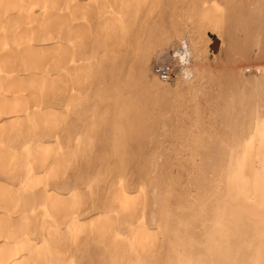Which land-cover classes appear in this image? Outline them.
I'll return each mask as SVG.
<instances>
[{
  "label": "bare ground",
  "instance_id": "obj_1",
  "mask_svg": "<svg viewBox=\"0 0 264 264\" xmlns=\"http://www.w3.org/2000/svg\"><path fill=\"white\" fill-rule=\"evenodd\" d=\"M98 1L0 0V16L3 18L7 15L0 25V33L3 34L0 35V67L8 66L9 71L23 74L20 80L15 81L18 82L15 85H11L12 82L0 84V112L14 116L13 119H6V124L2 121L5 125L0 124V135H8L14 130L24 133L17 148H12L11 151L7 149V152L0 146V152L4 151L0 153V209L3 211L0 212V264H84L76 260L77 253L67 263V255L72 251L69 247L76 244L88 246L91 241L100 243L105 238L103 243L108 245L109 260L104 264H264V0H257L253 4L259 13L256 46L262 61L260 75L253 81L254 84L251 83L252 92L240 96L242 105L237 107V97L233 95L228 107V114L242 110L245 106L248 108L249 118L245 125L250 129L249 137L245 136L242 129L238 136L232 137L227 143V153L217 159L214 170L208 173L213 178L209 180L208 175L203 174V195L188 206L178 201L175 210L169 209L166 200L162 198L163 181L155 176L156 154L151 155L147 168L145 152H133L134 145L128 143L126 138L122 139L128 137L131 142L140 144V139L135 136L145 133L142 125L144 118L138 106L125 102L123 91L128 92L130 88L124 82L120 85L118 78L113 80L111 87L113 100L117 114L126 117L128 122L122 138L117 141L115 153L121 166L117 167L116 177L109 183L110 192L113 191L105 199L102 198L107 190L105 188L99 190L97 196H93L96 193L94 185L97 183V178L93 179L94 177L81 178L75 182L68 179L62 184L51 183L63 178L60 169L69 166L72 155L71 150H67L56 156L58 153H54V146L51 147L50 143V134L59 130V125L64 123L68 112L72 110L83 121L81 126L84 136L91 139L101 129L98 121H94L96 118L89 120L91 116H102L103 111L100 110L103 109L97 107L100 103L96 104L97 108L94 110L87 104L90 101L87 92H61L63 88L57 82L63 76L66 83L68 80L71 83L74 79L78 81L76 88L85 87L84 79L89 76L85 74L86 68L82 65L72 66L74 59H78L76 46H81V42L73 40L78 34V37L82 35L89 39L86 30L88 23L94 21L97 24L96 19L91 16H94ZM106 1L103 3L105 7L111 3V0ZM143 1L112 0V10L106 12V17L99 22L100 47L108 43L116 44L122 39L121 32L127 29V26H123L125 19L130 21L134 7H141ZM222 1L218 4L217 0H213L208 9L204 7L199 12V22L217 26L222 22V11L226 10V6H237L242 2L228 0L227 5L223 6ZM145 2L148 6L158 0ZM105 7L103 8L106 10L108 7ZM37 8L40 9L38 12L35 11ZM25 22L32 25L31 29ZM82 37L80 36L81 39ZM198 38V32H195L192 51L185 47L183 51L173 54L175 60L165 61L174 65L175 73L179 70L182 75V79L178 81V90L190 95L196 104L207 86L204 84V74L208 67L201 38ZM169 40L170 38H162L141 58V65L145 69L150 67L155 50L163 47ZM246 57L247 54L242 56L247 60ZM83 66L88 70V66ZM53 69L58 75H65L58 78L55 76V79L53 77V81L43 87L46 72ZM153 74L158 77L156 71ZM60 80L62 84V79ZM158 80V85L164 86L174 81ZM63 93L67 97L64 108L69 109L61 111V103L56 104L53 100ZM97 123L100 129L96 128ZM105 123L102 125L107 127L110 122ZM69 130L65 132L69 134ZM29 131L33 135H28ZM36 137L39 145L31 147L29 143ZM82 144L87 145L84 140L79 139L76 149ZM76 149L73 147V152ZM128 157L137 163L143 157L142 170L136 172L142 178L150 179L148 196L146 187L140 188V193L137 194L136 189L128 184L130 181L125 165ZM207 158L211 162L210 156ZM23 165L25 169H22ZM38 166L42 171L33 172ZM83 180L86 183H82ZM209 182H213L214 186H210ZM211 187L215 190L209 197L205 196ZM140 204L144 206V211L137 209ZM88 210L95 215L83 218ZM6 213L19 217L12 219L5 216ZM125 225L128 226L127 234L124 235L128 238L127 242L119 241L120 235L112 237L117 227ZM155 226L164 231L167 242L165 256H161L157 249L160 241L157 242L158 236L154 233L156 230H151ZM89 261L87 264H97L93 258Z\"/></svg>",
  "mask_w": 264,
  "mask_h": 264
},
{
  "label": "rangeland",
  "instance_id": "obj_2",
  "mask_svg": "<svg viewBox=\"0 0 264 264\" xmlns=\"http://www.w3.org/2000/svg\"><path fill=\"white\" fill-rule=\"evenodd\" d=\"M145 1H143L144 4L141 7L139 6L140 8L134 7L130 21H128V18L125 19L126 23L123 26H127V29L121 32L122 39L118 40L119 42L116 44L108 43L100 47L102 44L99 41V38H101L99 26L106 17L105 13L112 10V0V4L110 3L107 6L108 8L103 6V3L107 2L106 0H99L96 4L95 12L98 16L94 12V16L91 17L96 19L95 23L97 24H94V21L88 23V29L86 30L88 34L86 35H88L89 39L84 35L85 38L80 35L81 39L80 36L78 37L79 34L74 38L73 41L81 42V46H76L78 59H74L72 66L81 67L82 65L83 68H86L85 72L87 71L84 73L86 76L89 74V76L84 79V88H76L75 85L78 84V81L74 79L71 83L68 80L67 84L63 76L60 78L63 85L59 79L60 82L57 81L58 86L63 88L61 92H69L71 90V94L79 93L82 90L87 92L86 94L89 96L87 98L91 101H87V104L92 109L97 106V103H100L97 107L103 109L100 111H103L102 116L104 117L101 116V118L95 115L91 116L89 120L96 118L94 121H98L102 130L97 123L96 128H99L100 131L92 135L91 139L84 136L82 133L83 126H81L83 121L77 118L72 110L68 112L66 120L63 121L64 125L61 123L59 130L57 129L56 132L50 134V143L51 147L54 146L52 148L54 153H58H55L56 156L66 153L67 150H71L72 153L70 151V154L72 155L71 159L69 158V166L67 165L65 169L62 167V170L60 169L61 175L63 174L61 177L63 178L60 181L55 179L51 183L62 184L68 179L75 182L80 181L81 178L91 179L94 177L93 179L97 178V183L94 185L96 193L93 196H97L98 191H102L105 188L107 190L102 196L105 199L113 191L110 192L109 183L111 179L116 177L117 167L121 166L120 159L115 153L117 141L120 137L122 138L123 130L128 122L126 117L124 118V116L117 114L113 100L111 87L113 80L118 78L120 85L124 82L130 88L128 92L123 91L125 102L138 106L140 114L144 118L142 125L145 133V135L138 134L135 136L140 139V144L131 142L128 137H123L122 139L126 138L128 143L134 145L132 147L133 152L139 150L142 153L145 152V160L148 161L147 168L152 159L151 155L153 153L156 154L157 168L155 176L161 182L163 181L161 183L162 198L166 200V205L169 209L175 210L178 201H182L185 206H188V204L190 205L195 199L197 200L203 195L201 189L202 176L203 174L208 175L210 171L214 170L217 159L227 153L226 147L229 145L227 143L233 139L232 137L238 136L241 129L244 130L245 136L249 137L250 129L245 125L249 118L248 108L243 104L245 107L242 110L228 114V107L230 99L234 95V97H237V107L239 108L243 103L240 96L244 93L252 92L250 87L255 83L253 81L256 77L260 75L262 61L260 51L256 46L259 13L254 6L257 0H242L241 3L233 7L226 6L228 0H223L222 4L226 6V10L222 11L221 24L208 26L199 22L198 15L204 7V9H208L213 0H158V2L148 6H146ZM220 1L217 0L218 4H221ZM194 5L196 8H194ZM103 7L107 9L105 10ZM39 10V8L35 9L36 12ZM6 16L1 17L0 25L4 22ZM77 21L78 19L74 24ZM25 25H28L27 27L31 29L32 25L30 26L28 22H25ZM214 29L216 31H213ZM195 32H198V37L201 38L203 53L208 60L207 72L204 74L206 78L204 84L207 86L203 94L200 95L197 104L190 95L178 90V81L182 79L179 70L173 79V83L168 82L165 86L163 84L158 85L160 83L159 78L153 74L157 64L171 59L175 60L173 55L175 52L183 51L185 47L192 51V38ZM1 33L0 35L2 36L3 34ZM161 37L170 38V40L163 47L155 50L150 60V69H145L141 65V58L162 39ZM245 54H247V60L242 58ZM191 61L193 62L192 58ZM83 65L88 66V70ZM0 68L2 69H0V84L3 82L2 85L11 82V85H15L18 83L15 81L17 79L20 80V76L23 77L22 73L18 72L19 74H16L13 71H9L10 67L8 68V66L4 67L2 65ZM57 73L54 69L46 72V78H43L45 82L42 83V86L44 87L49 83L53 77L55 79V76L58 78V76L65 75L64 73L59 75ZM47 74L48 76H46ZM15 77L17 78L15 79ZM65 86L66 89H64ZM70 87L71 89H69ZM33 88H35L34 85ZM1 94L2 91H0ZM53 102L56 104L61 103L60 105L63 107V109H60L61 111L67 109L64 108L67 103V97L64 93L57 98L55 97ZM103 104L105 105L103 106ZM0 113V124L2 123V126L7 123L8 119L14 118L13 114L11 117L9 114L8 116L2 114V112ZM2 121H5V124ZM107 121L110 122L107 127L103 126ZM230 126L233 129H228ZM67 129H70L69 134L65 132ZM14 131L8 134L10 136L6 133L0 135V146L3 147V150L9 149L11 151L12 148H17L23 139L24 133H17V130L15 133ZM30 132H28V135H33ZM37 139V137L34 138V141L29 143V145L31 144V147L35 144L39 145ZM79 139L84 140L87 145L82 144L76 149ZM73 147L76 149L75 152H73ZM74 153L76 154L75 156ZM51 155L53 156L54 154L52 153ZM207 156H210L211 162ZM142 161L143 157L139 163L132 161L129 157L126 158V173L130 181L128 184L136 189L135 193L139 194L140 188L146 187L148 196V193H150V179L147 177L142 178L136 172L137 170H142ZM24 167L25 165L22 166V169H25ZM40 171H42V168L39 166L33 170V172ZM212 178V175L207 176L209 180ZM82 183H86V180H83ZM209 183L211 184L210 186H214L213 182ZM211 188L208 189L205 196L208 195L207 197H209L213 193L215 188ZM150 201L149 199L148 203ZM137 209L144 211L145 208L140 204ZM0 212L3 211L0 209ZM92 215H95V213H91L88 210L83 218H89ZM5 216L12 219L19 217V215H11L9 213H6ZM127 228V225L122 228L117 227L115 233H112V237L115 238L120 235L119 241L127 242L128 238L124 237L127 234ZM151 230L153 232L156 230L154 233L158 236L156 237V239L158 238L157 242L160 241L157 249L161 256H165L167 242L164 239V231L157 226ZM105 239L100 243H92L91 241L89 243L90 246H79L78 244L70 246L69 248L72 251L67 255L66 259L69 258L67 263L70 262L69 260L76 253V260L79 263L87 264L92 258L97 264L107 263L109 255L107 253L108 245L103 243Z\"/></svg>",
  "mask_w": 264,
  "mask_h": 264
},
{
  "label": "built area",
  "instance_id": "obj_3",
  "mask_svg": "<svg viewBox=\"0 0 264 264\" xmlns=\"http://www.w3.org/2000/svg\"><path fill=\"white\" fill-rule=\"evenodd\" d=\"M155 71L158 77L163 81H172L176 76L174 65L168 62L156 65Z\"/></svg>",
  "mask_w": 264,
  "mask_h": 264
},
{
  "label": "clouds",
  "instance_id": "obj_4",
  "mask_svg": "<svg viewBox=\"0 0 264 264\" xmlns=\"http://www.w3.org/2000/svg\"><path fill=\"white\" fill-rule=\"evenodd\" d=\"M183 62V61H182ZM186 79H187V77H186Z\"/></svg>",
  "mask_w": 264,
  "mask_h": 264
}]
</instances>
